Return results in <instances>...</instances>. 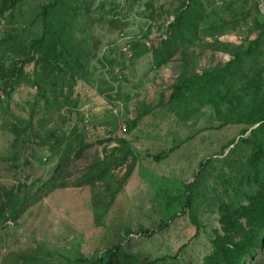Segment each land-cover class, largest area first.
<instances>
[{"label":"rangeland","instance_id":"1","mask_svg":"<svg viewBox=\"0 0 264 264\" xmlns=\"http://www.w3.org/2000/svg\"><path fill=\"white\" fill-rule=\"evenodd\" d=\"M43 1L21 0L0 17V37L9 34L5 49L21 36L28 38L40 31L34 16ZM86 2L87 7L77 2L76 20L80 23L76 37L88 40L96 55L84 76L96 77L103 88L112 89L104 95L82 77L74 86L71 97L78 103L70 113L66 108H45L38 99L31 114L36 89L20 83L9 99L11 115L6 114V128L1 127L0 111V186L16 190L24 182L34 193L52 174L56 156L50 155L47 145L36 144L32 132L56 125L65 132L77 127L94 143L82 157L70 158L60 178L80 176L103 146L109 149L117 144V137H125L140 152L139 165L99 222L95 217L104 209L103 181L71 182L40 191L14 219L0 224V264H15L32 252L39 263L66 264L71 258L70 264H78L75 256L105 255L106 248L117 242H121L120 264H142V260L159 256L169 258L155 264H199L210 249L212 228L219 225V203L244 201L245 191L254 187L240 181L241 175L249 172L246 157L250 144L238 139L248 125L231 120L245 117L252 100L259 102L264 97V0H204L203 16L192 40L159 66L153 65L150 50L130 57L131 42L144 39L148 46L157 44L166 36L167 25L182 0ZM260 31L262 39L252 56L241 57L235 69L217 70L232 57V50L244 48ZM216 39L221 43L212 42ZM209 41L212 45L205 44ZM104 54L111 63L98 61ZM92 65L97 66L96 71ZM185 65L198 74L213 68L215 73L210 78L204 75L196 87L186 88L179 101L169 102L172 83ZM24 68L31 71L33 65L27 63ZM258 70L259 82L254 83L252 77ZM6 103L4 100L1 107ZM149 106L151 112L133 127L124 126L127 119ZM259 106L264 111V102ZM62 114H67L65 121ZM26 119L31 123L24 131L16 134L11 130V123L20 125ZM248 133L249 129L244 135ZM108 136L112 139L99 141ZM232 138L235 141L227 145ZM174 144L177 146L160 160L144 154ZM124 169L125 164L113 169L111 176H120ZM189 182H193L192 190L185 189L193 193V200L187 207L182 206V200ZM96 193L102 196L99 206L92 203ZM161 221L167 222L158 229ZM147 227L153 228L150 236L143 233ZM246 264H264V250Z\"/></svg>","mask_w":264,"mask_h":264},{"label":"trees","instance_id":"2","mask_svg":"<svg viewBox=\"0 0 264 264\" xmlns=\"http://www.w3.org/2000/svg\"><path fill=\"white\" fill-rule=\"evenodd\" d=\"M19 1L21 0H0V17H4L5 12ZM81 1L87 7L86 0H46L40 2L34 16V21L40 28L39 32H35L34 35L28 38L21 36V38L10 42L11 46H8L7 49L4 46L9 43V34L6 33L3 37H0V111L3 121L1 123L2 128H6L8 125L9 120L6 114L11 115L8 108L11 94L22 82L36 89V98L31 106V114L34 113V107L37 106L38 99L42 100L45 108L50 106H54L57 110L66 108V111L70 113L78 103V100L72 98L71 95L77 81L82 77L85 78L88 85L98 89L99 93L105 95L107 89H112L111 86L103 88L97 83L96 77L88 78L84 76L88 73L87 67L90 60L96 54H93L92 46L88 40L84 42L76 37L78 36L80 23V20H76L79 13L77 2L80 3ZM204 8V0H182L180 6L174 12V18L167 25L166 36L158 40L157 44L151 46H148L144 39L132 40V54L130 57H140L150 50L154 66L169 62L177 50L180 47H186L185 43L191 41L196 34L198 21L203 16ZM261 39L262 31L257 37L250 39L244 48L238 47L232 50V57L217 70L239 67L240 58L252 56ZM212 42L221 43L218 39ZM212 42L209 41L205 44L212 45ZM182 53L184 54V52ZM103 59L112 62V59L105 54L103 58H98V61L104 64ZM27 63H32L33 68L31 71L25 70L24 66ZM123 64L122 62L121 65L123 66ZM92 67L95 71L97 70L96 65H92ZM213 73H215L214 68L198 74L185 65L181 74L172 83L167 101H179L186 88L192 85L196 87L200 84L198 80L204 75L208 74V78H210ZM252 78L254 83L259 82V70L254 73ZM263 99L259 98V102L252 100L245 117L231 120L237 123L244 122L248 125V127L241 129V135L238 139V141L242 140L250 144V151L246 157L249 172L242 174L240 181H246L254 187L245 191L244 201L232 204L230 201L223 200L219 203L217 217L219 225L212 228L210 249L203 255L199 264H246L247 261L252 262L264 250V111L261 106L258 107L259 103L264 102ZM4 100L7 103L1 107ZM149 112H151L150 106L138 112L134 118L127 119L124 126L127 125L128 129L133 127L142 115ZM49 115L51 116L50 113ZM61 116L63 121L67 119V114ZM30 123V119H26L20 125L11 123L10 127L16 134H19ZM254 124L256 125L249 128ZM248 129L249 133L244 135ZM32 135L37 139L36 144L47 145L50 155L56 156L52 174L40 182L34 193L28 190L24 182L18 184L19 187L16 190L0 186V224L8 219H14L16 212L28 200L44 189L51 190L54 187L65 186L71 182L93 184L95 181H103L105 188L103 193L105 197L104 209L95 217L96 221L99 222L111 207L116 195L123 188L137 162L138 156L128 140L125 137H117V144L110 146L109 149L103 146L102 153L98 154L86 166L80 176L74 180H65L58 176L68 165L70 158L82 157L84 151L94 144L93 141H88L85 133L78 130L77 127L65 132L58 125L49 129L43 128L34 131ZM110 139H112V136L99 141L104 140L106 142ZM234 141L235 138H232L227 145L232 144ZM176 146L177 144H174L155 152L146 150L144 154L154 160H160ZM128 156H130L129 161H127ZM205 161L202 164H205ZM123 164H125L123 173L118 177L111 176L113 169ZM198 172H200V169ZM192 185L193 182H189L184 186L185 197L182 200V206L185 204L188 207L192 204L193 193L191 191L188 193L185 189L186 187L190 190ZM92 203L99 206L102 203V196L96 193ZM176 213L177 211L171 216H175ZM165 222L167 221L159 222L158 229ZM195 224H198L196 220ZM199 227L197 226L196 233ZM127 233H130V230ZM143 233L150 236L153 234V228H144ZM119 243L121 244V242H117L106 248V259V254L97 257H86L79 254L74 258L78 264H102L104 262L106 264H120ZM165 258H169V256L142 260L141 263L155 264L159 259L164 260ZM39 260L36 252H32L30 256H21L15 264H45V262L39 263ZM70 263L71 258H68L66 264ZM61 264L65 263L61 262Z\"/></svg>","mask_w":264,"mask_h":264},{"label":"crops","instance_id":"3","mask_svg":"<svg viewBox=\"0 0 264 264\" xmlns=\"http://www.w3.org/2000/svg\"><path fill=\"white\" fill-rule=\"evenodd\" d=\"M136 147H137V145H136ZM134 152L137 154L138 159H137V162L135 163V166H134V169H133V170H137L138 165H139V159H140L141 154H139L140 152H139V153L136 152L135 149H134ZM132 174H133V173H131L130 177L128 178V181H130V179H132V178H131Z\"/></svg>","mask_w":264,"mask_h":264}]
</instances>
